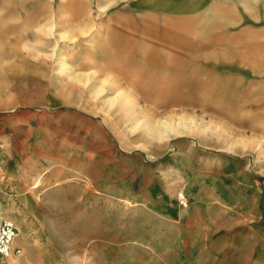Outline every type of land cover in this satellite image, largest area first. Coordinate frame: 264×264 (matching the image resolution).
<instances>
[{
    "label": "rangeland",
    "instance_id": "374dc122",
    "mask_svg": "<svg viewBox=\"0 0 264 264\" xmlns=\"http://www.w3.org/2000/svg\"><path fill=\"white\" fill-rule=\"evenodd\" d=\"M0 210V264H264V0H0Z\"/></svg>",
    "mask_w": 264,
    "mask_h": 264
},
{
    "label": "built area",
    "instance_id": "2783aa9c",
    "mask_svg": "<svg viewBox=\"0 0 264 264\" xmlns=\"http://www.w3.org/2000/svg\"><path fill=\"white\" fill-rule=\"evenodd\" d=\"M176 203L181 210L188 209L189 201L182 192L176 195ZM16 236V227L12 222L4 218L0 210V261L12 254V243Z\"/></svg>",
    "mask_w": 264,
    "mask_h": 264
},
{
    "label": "crops",
    "instance_id": "0c3cea01",
    "mask_svg": "<svg viewBox=\"0 0 264 264\" xmlns=\"http://www.w3.org/2000/svg\"><path fill=\"white\" fill-rule=\"evenodd\" d=\"M182 9H183V7H182ZM167 12L174 13V14H186V13H190L191 11H167ZM179 19H180L179 21H181L183 24H187V23H189L187 21H189L190 18L187 19L185 17V18H179ZM217 29H219V27L217 25H214V31H216ZM185 31L188 32V29L181 28V29H177L176 30L177 33H183V34L185 33ZM134 46H132V47H134ZM167 46H169L170 48H173V47H171L173 45H171V46L167 45ZM150 47L151 48H149V47L146 48V47L142 46L143 49L148 50L150 53L151 52L154 53L155 56H153V55L151 56V54H150V56L149 55H146V56L142 55V58L146 59L150 63H155V64H157V63L155 62V59H153V57H158L160 59L161 64H170V63H172L173 60H175V58H177V57L181 58L182 57V53L184 52V51H179L175 47L173 49H170V50H172V52L170 51V53H168L167 55H161L160 52H158V50L155 48L154 45H150ZM162 62H164V63H162ZM179 62H182V60L180 59Z\"/></svg>",
    "mask_w": 264,
    "mask_h": 264
},
{
    "label": "bare ground",
    "instance_id": "6f19581e",
    "mask_svg": "<svg viewBox=\"0 0 264 264\" xmlns=\"http://www.w3.org/2000/svg\"><path fill=\"white\" fill-rule=\"evenodd\" d=\"M153 59H155V62L157 63V64H161V62H160V59L158 58V57H153ZM179 58L177 57V58H175V60H173L172 61V63H170L171 65H176V66H178V64H180V62H179ZM162 63H164V62H162ZM61 67L64 69L63 70V72L66 74V73H68L70 70H71V68L70 67H66L63 63L61 64ZM65 67V68H64ZM202 112H204V110L202 109V108H200V110L198 111V113H202Z\"/></svg>",
    "mask_w": 264,
    "mask_h": 264
}]
</instances>
